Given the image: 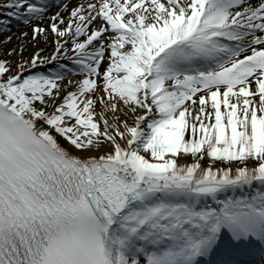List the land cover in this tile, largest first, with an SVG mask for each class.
I'll return each instance as SVG.
<instances>
[{
  "label": "snow or ice",
  "instance_id": "1",
  "mask_svg": "<svg viewBox=\"0 0 264 264\" xmlns=\"http://www.w3.org/2000/svg\"><path fill=\"white\" fill-rule=\"evenodd\" d=\"M0 264H264V0H0Z\"/></svg>",
  "mask_w": 264,
  "mask_h": 264
},
{
  "label": "rangeland",
  "instance_id": "2",
  "mask_svg": "<svg viewBox=\"0 0 264 264\" xmlns=\"http://www.w3.org/2000/svg\"><path fill=\"white\" fill-rule=\"evenodd\" d=\"M16 29L15 28H13V31H15Z\"/></svg>",
  "mask_w": 264,
  "mask_h": 264
}]
</instances>
